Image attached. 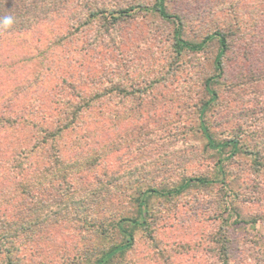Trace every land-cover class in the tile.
Returning <instances> with one entry per match:
<instances>
[{
  "label": "rangeland",
  "instance_id": "374dc122",
  "mask_svg": "<svg viewBox=\"0 0 264 264\" xmlns=\"http://www.w3.org/2000/svg\"><path fill=\"white\" fill-rule=\"evenodd\" d=\"M154 2L60 0L48 19L10 40L9 56L20 63L2 70L0 106L32 105L33 121L52 117L56 102H79L84 110L75 119L77 128L55 141L68 165L65 179L57 181L65 195L49 209V223L40 232L0 239V264H95L122 243L115 222L136 214L138 191L174 187L186 176L214 178L218 160L223 184L150 198L148 227L131 229V247L107 264H221L213 240L220 204L230 191L242 216L264 218V166L244 149L223 159L227 153L208 149L199 128V108L208 98L204 81L215 73L218 41L177 55L175 23L139 7ZM164 5L179 16L185 39L226 35L223 74L212 83L218 98L205 120L215 139L238 136L242 146H257L264 158V0H165ZM127 7L135 8L130 17L112 20L110 13ZM21 21L31 23L28 15ZM40 45L49 47L30 59ZM14 85L23 89L18 96ZM35 134L33 128L0 130V159L32 145ZM1 186L4 191L8 184ZM16 201L17 221L9 224L32 215L34 220L37 203L21 209ZM233 219L227 229L252 245L239 264H257L264 224L235 225Z\"/></svg>",
  "mask_w": 264,
  "mask_h": 264
},
{
  "label": "trees",
  "instance_id": "16d2710c",
  "mask_svg": "<svg viewBox=\"0 0 264 264\" xmlns=\"http://www.w3.org/2000/svg\"><path fill=\"white\" fill-rule=\"evenodd\" d=\"M59 1L60 0H0V81L3 79L1 76L3 69L9 66L10 68L16 67L18 63H20L17 58L9 56L10 50H8V45L10 40L19 37V30H25L29 27L35 28L41 21L48 19V13L55 12L54 7ZM164 1L165 0H155L152 7H139H146L149 10H153L165 20L175 23L173 48L177 55L184 51H201L208 41L213 39L218 41V49L213 61L215 73L207 77L204 81L208 98L201 104L198 113L199 128L206 141V147L221 153V155L227 153L223 156V159H230L237 152H241V150L244 149L245 152H249L256 165H259L260 168L263 167V152L258 150L257 146L243 145V148L238 136H229L224 140L215 139L205 120L207 110L218 98L217 91L212 87V83L223 74L222 63L228 48L226 35L217 31L208 34L200 42L185 39L181 35L182 26L179 16L169 13L165 8ZM134 9L135 8L127 7L120 11L115 10L110 13V17L112 20L125 19L131 16ZM105 11V9H102L100 14L102 15ZM26 15H28L29 22H31L29 24L21 21V18H24ZM91 15L96 16L97 13H91ZM6 17H11L12 19V23L7 26L3 22ZM48 47L49 45H46L45 48L42 46L41 48L39 47V50H37L33 56L29 55V58L41 57ZM25 57H23V62L28 60L27 56ZM65 87L67 89L66 85ZM73 89L75 90L76 87L71 86L70 90L72 91ZM17 90L18 86L14 85L13 92H16L14 95L18 96L19 93H21L20 90L23 89ZM15 103L16 102L13 101L7 103V107L0 106V130H15V128L24 127L25 129L28 128V130L33 128L36 134L32 145L27 148L17 149L11 156H5V158L3 157V159H0V168L4 170L0 174V184L3 185V187L8 184V187L5 188L4 191L2 186L0 188V239L6 240L9 237V241L14 240L13 236L19 238V236H23L25 233L33 235L36 232H40L45 228V224L49 223V219H47L51 212L49 209H51L52 205L60 199V197L65 195L63 191H61L63 189L60 188L61 185L57 181L59 178L65 179L66 173H68L67 169H65L68 167L67 162H63L62 157H64V155L62 153L59 156L58 149H60V147L55 144V141L63 135L64 130L77 128L78 123H76L75 119H78L84 110V106H81L79 102H73V104L72 102H56L51 108L53 112L52 117H48L46 120H44L45 118H41L39 121H33L32 118H29V116H32V112L35 111L33 106L20 105L19 109H16ZM11 108H13V110H10ZM2 109L5 111H1ZM52 112H50L51 115ZM240 125L239 131L242 133L244 130L240 128ZM55 147L57 149L56 152H51ZM262 148H264V146ZM222 165V161L218 160L214 178H208L203 175L186 176L174 187L156 188L149 186L145 190L138 191L134 199L136 214L130 218L121 217L115 222V227H117L124 236L122 243L104 252L96 260L95 264H107L116 253L123 252L131 247L133 244L132 230L134 228L141 227L145 229L148 227L150 211L148 204L150 198L155 196L174 197L192 187H209L217 182L223 184L225 176ZM57 187H59L58 190ZM232 192L230 191L225 194V199L222 200V204H220L222 210L218 212V217H221L219 219V231L216 236L217 239L213 240L214 244L217 245L221 264H239L240 255L243 250H248L252 247V245L249 247L245 246L246 242L243 241V237H241V239L237 238L233 235V232L227 229L232 216L234 218L232 221L235 225L252 224L255 226L258 223L264 224V218L262 216L250 215L248 218L236 211L237 206L234 204L232 198L235 194ZM18 198L19 207L21 206V209L26 206L35 208L37 203L36 217L33 220V215L28 216L25 220L19 219V222L9 224L11 221H17L15 217L16 213L13 212V209L17 204L16 199ZM38 201L44 203H39ZM8 205L11 209L7 207ZM9 210V215H7L6 213ZM224 227L226 228L224 229ZM256 238L254 237V239ZM261 254L262 255L256 260L257 264H264V250L261 251ZM236 261L238 262L235 263Z\"/></svg>",
  "mask_w": 264,
  "mask_h": 264
},
{
  "label": "clouds",
  "instance_id": "9594fccd",
  "mask_svg": "<svg viewBox=\"0 0 264 264\" xmlns=\"http://www.w3.org/2000/svg\"><path fill=\"white\" fill-rule=\"evenodd\" d=\"M3 22L6 26L10 25L12 23V19L11 17H6Z\"/></svg>",
  "mask_w": 264,
  "mask_h": 264
}]
</instances>
